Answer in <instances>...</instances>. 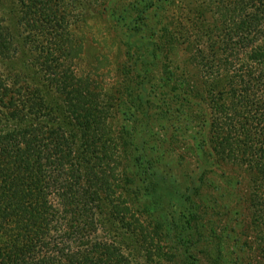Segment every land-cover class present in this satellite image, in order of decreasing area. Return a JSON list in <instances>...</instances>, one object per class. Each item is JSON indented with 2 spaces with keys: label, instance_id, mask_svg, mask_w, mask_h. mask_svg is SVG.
Here are the masks:
<instances>
[{
  "label": "trees",
  "instance_id": "16d2710c",
  "mask_svg": "<svg viewBox=\"0 0 264 264\" xmlns=\"http://www.w3.org/2000/svg\"><path fill=\"white\" fill-rule=\"evenodd\" d=\"M13 2L8 15L0 12V264H111L115 254L95 233L98 184L103 179L110 193L103 176L112 169L101 163L95 174L92 163L109 160L107 145H97L108 133L109 110L95 102L91 72L78 70L69 34L70 20L85 17L92 0ZM171 2L145 0L130 23L134 36L147 37L139 45L150 61L130 77L133 127L118 135V176L153 236L176 245L186 264H201L194 252L201 243L205 264H220L224 238L213 225L221 219L203 207L205 172L179 181L161 164L165 152L147 146H172L194 133L205 161L236 165L253 178L248 196L264 210V0H221V18L206 33L209 53H192L189 34L161 19ZM217 2L205 3L219 9ZM150 65L168 88L157 113L167 138L160 142L149 129L132 143L137 123L152 124ZM176 202L184 208L178 215L170 210Z\"/></svg>",
  "mask_w": 264,
  "mask_h": 264
},
{
  "label": "rangeland",
  "instance_id": "374dc122",
  "mask_svg": "<svg viewBox=\"0 0 264 264\" xmlns=\"http://www.w3.org/2000/svg\"><path fill=\"white\" fill-rule=\"evenodd\" d=\"M220 1L216 0V4L219 3L217 9L214 5L208 6L206 0H173L160 17L164 23L180 29L181 33L186 31L189 34L192 53L203 50L209 53L210 43L206 41V33H213L212 27L221 18ZM13 3V0H0V12L8 15ZM91 4L90 9L82 12L85 17L75 13V17L70 20L73 31L69 34L72 38L70 45L74 61L81 63L77 68L80 72H91V79L96 84L95 102L99 109L108 108L107 115L110 117L108 133L97 142L99 147L107 145L105 159L109 160L101 162L95 158L92 161L95 174L103 168L98 167L101 163L112 169L109 175L103 176L110 183V193L107 194V188H101L104 182L102 177V184H98L102 198L97 212L96 238L102 239L115 254L109 259L111 264H186L179 256L176 245L169 246L150 233L146 219L136 212L120 182L122 177L118 176L123 166L116 157H124L122 152L120 154L118 135L123 128L132 132L130 128L133 127L132 118L128 116L132 110H127V107H133L136 92L129 88L130 77L139 69L141 61H150L147 50L139 45L140 41L145 44L147 37L145 40L136 37L130 29L137 9L145 4V0H92ZM82 9V6L77 8L79 11ZM159 27L157 25L153 31L156 32ZM150 68L155 86L154 89H149L152 124L137 123L132 143H141L149 129L160 136V142L167 138L157 126L162 123L157 120V113L168 88H162L165 79L162 80L161 71L153 65ZM196 79L199 83L203 81L200 74H197ZM154 120L156 122L153 124ZM146 126L148 127L145 128ZM196 131L204 132L199 126ZM197 145L198 150L195 149ZM199 146L194 133H188V137L172 146L166 144L159 147L149 142L147 147L153 150L158 148L160 153L165 152L161 164L172 170L179 181L187 180L190 174L205 172L203 207L212 212L214 217L217 215L221 219L213 225L215 234L224 238L220 264H264V210L257 211L251 199L253 196H248L253 190L252 187L249 188L253 178H247L246 173L237 169L239 167L236 165L209 164L211 162L205 161L202 147L200 150ZM130 161H133V157ZM131 165L133 162H128L124 170H130ZM170 210L178 215L184 208L176 202ZM201 244H196L194 252L199 262L205 264L204 244ZM173 253L175 254L172 255Z\"/></svg>",
  "mask_w": 264,
  "mask_h": 264
}]
</instances>
